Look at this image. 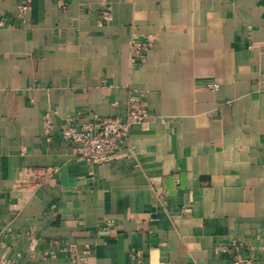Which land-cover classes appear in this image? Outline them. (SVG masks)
<instances>
[{
    "label": "crops",
    "instance_id": "obj_1",
    "mask_svg": "<svg viewBox=\"0 0 264 264\" xmlns=\"http://www.w3.org/2000/svg\"><path fill=\"white\" fill-rule=\"evenodd\" d=\"M2 19L1 257L231 264L237 241L264 264V0H0ZM131 91L151 121L114 163L78 161L66 117H124Z\"/></svg>",
    "mask_w": 264,
    "mask_h": 264
},
{
    "label": "built area",
    "instance_id": "obj_2",
    "mask_svg": "<svg viewBox=\"0 0 264 264\" xmlns=\"http://www.w3.org/2000/svg\"><path fill=\"white\" fill-rule=\"evenodd\" d=\"M30 7L25 3L17 5L18 18L25 22ZM102 18L106 22L113 20L112 8L106 7L101 11ZM4 25V19L0 20V26ZM152 47V40L146 42L133 40L130 44L131 60L136 66L147 64L148 52ZM152 115L142 101V94L131 91L127 99V110L124 117H99L94 121L75 124L73 116H67L61 129V137L69 143L75 152L78 161L91 165H105L114 163L130 145V138L134 126L150 122ZM45 128H50V113L43 116ZM51 170H34L29 173L23 183L36 186L49 177ZM114 225L112 220L107 222V229ZM243 244L232 241L230 246L222 249L224 254L231 256V264H252L253 256H244L241 253ZM138 264H143L144 255L136 253ZM0 264H18L16 261L0 256Z\"/></svg>",
    "mask_w": 264,
    "mask_h": 264
}]
</instances>
